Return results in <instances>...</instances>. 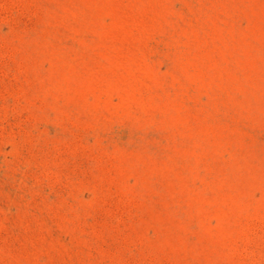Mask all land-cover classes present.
I'll use <instances>...</instances> for the list:
<instances>
[{
    "label": "rangeland",
    "instance_id": "rangeland-1",
    "mask_svg": "<svg viewBox=\"0 0 264 264\" xmlns=\"http://www.w3.org/2000/svg\"><path fill=\"white\" fill-rule=\"evenodd\" d=\"M0 264H264V0H0Z\"/></svg>",
    "mask_w": 264,
    "mask_h": 264
}]
</instances>
